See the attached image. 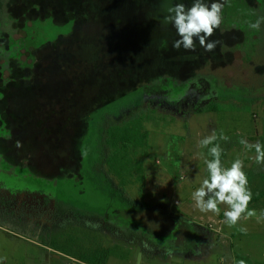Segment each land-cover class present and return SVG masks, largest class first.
<instances>
[{"label": "rangeland", "instance_id": "rangeland-1", "mask_svg": "<svg viewBox=\"0 0 264 264\" xmlns=\"http://www.w3.org/2000/svg\"><path fill=\"white\" fill-rule=\"evenodd\" d=\"M245 1L249 22L264 15V0ZM179 2L193 0H0V257L40 264V235L65 231L52 225L45 199L61 221L113 199L111 213L128 215L113 217L117 229L152 243L141 264L168 263L174 250L198 244L182 245L180 221L153 228L128 213L151 208L198 229L212 264L232 255L231 240L256 241L254 264H264V207L230 227L227 205H219L222 216L201 212L192 195L213 158L199 141L214 130L230 138L216 141L225 168L236 159L244 169L256 165L255 149L239 140L264 138V24L251 40L220 25L212 52L198 41L195 52L175 50L179 37L164 17ZM230 17L223 10L224 22ZM109 127L128 128L133 145L107 146ZM82 227L105 234L109 264L128 262L121 232Z\"/></svg>", "mask_w": 264, "mask_h": 264}, {"label": "clouds", "instance_id": "clouds-1", "mask_svg": "<svg viewBox=\"0 0 264 264\" xmlns=\"http://www.w3.org/2000/svg\"><path fill=\"white\" fill-rule=\"evenodd\" d=\"M226 4L227 0H213L210 4L205 0H193L191 7H187L183 2L169 7L164 23H171L179 37L173 41V49L179 50L183 47L186 51L195 52L198 41L205 51H214L219 41L212 40L211 37L215 30L220 28ZM262 24H264V15L258 16L254 22H249V28L259 30ZM229 139L222 131L217 135L214 130L211 135L199 141V146L208 148L213 158L205 161L208 177L192 195L196 207L201 212H212L219 215L221 212L219 205H227L229 210L224 211L223 215L226 218L225 222L231 227L237 225L245 213L247 219L255 216L256 212L255 209H248L253 199V192L244 171V161L236 159L228 168L222 164L223 148L216 141ZM239 143L249 150L254 148L256 163L264 165V145L259 142L251 144L244 138H241ZM209 145L212 146L209 147ZM17 147H22L20 142H17ZM239 231L246 234L247 228L240 227ZM6 259L7 257H0V264H3ZM239 264H245V261L241 260Z\"/></svg>", "mask_w": 264, "mask_h": 264}, {"label": "crops", "instance_id": "crops-1", "mask_svg": "<svg viewBox=\"0 0 264 264\" xmlns=\"http://www.w3.org/2000/svg\"><path fill=\"white\" fill-rule=\"evenodd\" d=\"M113 202H114L113 199L110 200L109 203L107 204V207L100 212H91V214H85V215L80 214L81 216L80 215L77 216V214H73V216H75L74 219L77 221V217H80L82 223L87 224L91 227H96L98 229L106 227L108 231L111 230V231L121 232L112 223V219L114 216H120L122 218L128 215H126L127 213L124 212L120 214L121 211L118 212L113 211V213H111V207L109 205ZM46 204L50 205L49 208H46ZM43 205H44L43 210L45 212L48 210V212H50V216L51 214H53L54 216V217H50L53 223L52 225H56L62 228L60 226L61 219L55 217L57 213H55L56 208L54 202L47 201L45 199L43 201ZM128 213H131L134 219L139 221L141 220L143 222L145 221V224L153 228L160 226L162 223H165L167 228L172 227L173 225L178 224V222L180 221L181 233L182 236L185 238V240H183L182 242V245L185 244L184 241L194 242V243L196 241L198 242V244H194L192 246L187 244L186 249L184 250L181 249L174 250L172 260H170V262L168 263L166 262L165 259L161 260L162 259L161 257H156L154 262H151L152 264H212L211 260L208 259V254L206 253L205 250L206 249L205 236L201 235L198 229L190 227L189 224L188 225L184 224L183 219H181L183 218L182 215L180 214L165 215L164 213L158 212L157 210L154 211L152 208L149 209V211H142V212L139 211L134 213L128 212ZM222 213L223 212H220L219 216H222ZM113 225L116 228L115 230L112 229L114 228ZM216 231L219 232V230ZM230 234L233 236L235 232H231ZM17 235H21V234L18 233ZM121 235L127 241L126 248L128 250L127 252L129 253V260L128 262H125V259H123L124 263L117 261V264H141L145 258L144 248L146 247L147 249H149V246H152V243H150L148 240H144V238H142L141 235H138L136 233L124 234L121 232ZM40 236L41 239L36 242L42 252L40 258L41 259L40 264H85L81 260L73 256L67 255L62 251H59L43 243L42 240L43 238L50 242L52 241V239L60 238L61 234L48 235L47 237L42 235ZM103 236L105 239V234H103ZM255 242L256 241L249 240L250 243L249 244L247 240L244 241L240 240L238 241V243L236 242V240H231V249L233 252L232 255H222L219 256L218 259L216 257L215 260L216 262H218V264H239L241 260L245 261V264H254L255 259L260 258V253H261V250H259V246L255 244ZM193 246H198V247L194 250H190L189 248ZM238 252L242 253L243 255L242 258L239 257ZM146 255L148 257H151L149 254ZM263 255H264V251H263ZM111 256H112V252L107 264H109ZM3 264H15V263L10 261L8 262L7 260H5ZM16 264H24V263L23 261H18V263Z\"/></svg>", "mask_w": 264, "mask_h": 264}, {"label": "trees", "instance_id": "trees-1", "mask_svg": "<svg viewBox=\"0 0 264 264\" xmlns=\"http://www.w3.org/2000/svg\"><path fill=\"white\" fill-rule=\"evenodd\" d=\"M228 5L232 7V10L238 9L235 12L233 11L234 17L232 18L237 19L241 24L235 23L236 25L233 26L240 28L245 37L251 40L253 31H255L249 28L250 18L255 19L252 14V7L246 4L244 0H228L224 7L227 11H229ZM250 53L251 51H246L247 55ZM109 132L110 136L105 140L107 146L122 148L121 150H123L133 145V139L128 128L109 127ZM261 144L264 145V138ZM244 171L249 180V187L253 192V199L248 205V209L264 207V165L256 163L252 169H244ZM38 205L43 206L41 203ZM49 206V204H46V208H49ZM74 217L69 214L66 219L62 218L60 226L65 231L61 233L60 238L52 239L50 242L43 238V243L77 258L85 264H107L112 252L111 246L106 243L102 234L94 229L82 227L83 223L80 217H77V221Z\"/></svg>", "mask_w": 264, "mask_h": 264}, {"label": "flooded vegetation", "instance_id": "flooded-vegetation-1", "mask_svg": "<svg viewBox=\"0 0 264 264\" xmlns=\"http://www.w3.org/2000/svg\"><path fill=\"white\" fill-rule=\"evenodd\" d=\"M228 1V0H227ZM245 1V0H244ZM246 2V1H245ZM247 4V3H246ZM223 10H225V8L223 9ZM225 11H227V10H225ZM229 12V11H228ZM229 16H231V17H234V14H233V16L232 15H230V12H229ZM230 17V18H231ZM229 18V19H230ZM229 19H227L225 22H224V19L222 20V23H221V29L222 30H229V29H232L233 27H236V26H233V24L231 25V24H229L230 22L228 21ZM236 28H238V27H236ZM240 29V28H239ZM241 30V29H240Z\"/></svg>", "mask_w": 264, "mask_h": 264}]
</instances>
